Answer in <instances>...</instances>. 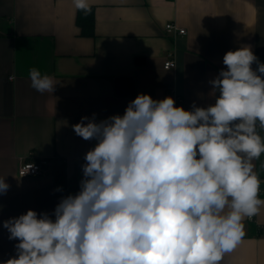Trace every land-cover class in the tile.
<instances>
[{
  "label": "crops",
  "instance_id": "1",
  "mask_svg": "<svg viewBox=\"0 0 264 264\" xmlns=\"http://www.w3.org/2000/svg\"><path fill=\"white\" fill-rule=\"evenodd\" d=\"M87 3L94 37L81 36L74 0H0V178L9 185L0 194V264L17 258L20 242L9 239L4 221L28 210L54 221L61 198L80 191L84 157L97 144L75 134L82 117L123 116L139 94L171 96L187 111L207 108L219 95L210 81L226 70L228 51L249 46L264 58V0ZM168 23L186 34H168ZM167 57L174 69H164ZM33 68L52 79V93L31 87ZM257 132L264 137V128ZM40 158L52 161L47 172L19 176L21 163ZM252 164L264 200V153ZM243 223L244 236L220 264H264V205Z\"/></svg>",
  "mask_w": 264,
  "mask_h": 264
},
{
  "label": "clouds",
  "instance_id": "2",
  "mask_svg": "<svg viewBox=\"0 0 264 264\" xmlns=\"http://www.w3.org/2000/svg\"><path fill=\"white\" fill-rule=\"evenodd\" d=\"M74 4L91 12L87 0ZM223 64L207 108L139 94L123 116L73 125L97 141L80 191L61 198L54 221L33 210L4 221L20 241L4 264H220L264 205L252 164L264 153V64L249 46L228 51ZM29 78L41 94L55 90L35 68ZM8 189L0 178V194Z\"/></svg>",
  "mask_w": 264,
  "mask_h": 264
},
{
  "label": "built area",
  "instance_id": "3",
  "mask_svg": "<svg viewBox=\"0 0 264 264\" xmlns=\"http://www.w3.org/2000/svg\"><path fill=\"white\" fill-rule=\"evenodd\" d=\"M165 30L168 34L169 33L179 34V35L186 34V30L184 28H180L175 23L166 24ZM175 67H176L175 60L171 59L170 57H167L164 63V69L170 70V69H174ZM257 126L260 127L259 122H257ZM51 164H52V161L47 158H40L37 161L23 162L19 166L18 174L22 178L39 176L47 172Z\"/></svg>",
  "mask_w": 264,
  "mask_h": 264
},
{
  "label": "trees",
  "instance_id": "4",
  "mask_svg": "<svg viewBox=\"0 0 264 264\" xmlns=\"http://www.w3.org/2000/svg\"><path fill=\"white\" fill-rule=\"evenodd\" d=\"M76 24L80 28V34L83 37H94L95 36V15L94 8L91 6V12L85 14L83 11H77ZM259 63L264 64V58H258ZM257 69V63H256Z\"/></svg>",
  "mask_w": 264,
  "mask_h": 264
}]
</instances>
